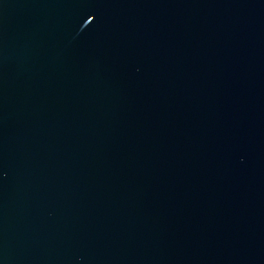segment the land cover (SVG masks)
<instances>
[{"label":"water","instance_id":"water-1","mask_svg":"<svg viewBox=\"0 0 264 264\" xmlns=\"http://www.w3.org/2000/svg\"><path fill=\"white\" fill-rule=\"evenodd\" d=\"M0 264H264V0H0Z\"/></svg>","mask_w":264,"mask_h":264}]
</instances>
